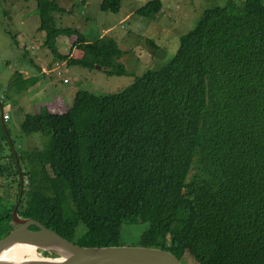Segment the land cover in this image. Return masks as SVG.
I'll use <instances>...</instances> for the list:
<instances>
[{
  "label": "trees",
  "instance_id": "16d2710c",
  "mask_svg": "<svg viewBox=\"0 0 264 264\" xmlns=\"http://www.w3.org/2000/svg\"><path fill=\"white\" fill-rule=\"evenodd\" d=\"M120 8L102 0L104 11ZM161 8L148 0L136 13L158 20ZM35 9L54 61L128 74L115 38L57 26L56 0H35ZM60 36L74 38L77 57L59 51ZM23 117L21 131L47 141L19 150L0 117L19 187L13 202L0 195V238L19 225L17 205L82 246L134 237L182 262L264 264L263 0L206 8L165 64L120 91L78 89L64 112Z\"/></svg>",
  "mask_w": 264,
  "mask_h": 264
},
{
  "label": "rangeland",
  "instance_id": "374dc122",
  "mask_svg": "<svg viewBox=\"0 0 264 264\" xmlns=\"http://www.w3.org/2000/svg\"><path fill=\"white\" fill-rule=\"evenodd\" d=\"M56 1L63 10L52 13L55 24L77 28L89 39L103 35L115 38L124 52L120 62L128 74H108L105 68L89 69L61 60L50 62L53 56L44 45L45 33L37 29L35 0H0V96H4L3 112L9 114L5 125L19 150L42 147L47 141L37 133L27 135L21 131L24 114H37L43 108L48 112H64L71 106L78 89L95 94L124 89L146 70L165 64L176 53L180 37L195 26L202 12L225 0H161L158 20L136 13L148 0H121L118 12L102 10V0ZM149 39L157 48L149 44ZM73 40V37L60 36L56 46L60 52L77 57L82 50L71 48ZM40 67H44L42 73ZM53 67L55 69L50 70ZM12 143L0 142V164L3 165L0 195L11 194L9 198L13 202L19 187L18 174L11 163ZM124 244L140 245L134 237ZM37 251L41 255L49 253L42 249ZM183 263L195 264L185 258Z\"/></svg>",
  "mask_w": 264,
  "mask_h": 264
},
{
  "label": "water",
  "instance_id": "95a60500",
  "mask_svg": "<svg viewBox=\"0 0 264 264\" xmlns=\"http://www.w3.org/2000/svg\"><path fill=\"white\" fill-rule=\"evenodd\" d=\"M1 119L4 124L2 108ZM20 181L21 196L22 177ZM12 217L19 225L0 238V264H184L175 254L152 246L78 245L37 220L20 216L17 205ZM32 225L38 228L31 229ZM25 242L35 245L36 251L42 249L49 254L37 253L35 257L21 255L18 245Z\"/></svg>",
  "mask_w": 264,
  "mask_h": 264
},
{
  "label": "bare ground",
  "instance_id": "6f19581e",
  "mask_svg": "<svg viewBox=\"0 0 264 264\" xmlns=\"http://www.w3.org/2000/svg\"><path fill=\"white\" fill-rule=\"evenodd\" d=\"M19 254L21 255H30L31 257H35L37 255V251L35 245L29 243H23V245H18ZM12 254H15L13 252Z\"/></svg>",
  "mask_w": 264,
  "mask_h": 264
},
{
  "label": "built area",
  "instance_id": "2783aa9c",
  "mask_svg": "<svg viewBox=\"0 0 264 264\" xmlns=\"http://www.w3.org/2000/svg\"><path fill=\"white\" fill-rule=\"evenodd\" d=\"M55 65H56V67H57L58 62H56ZM53 69H55V67L51 68L50 70H53ZM49 72H50V71H49ZM49 72H48V73H49ZM1 101H3V96H0V102H1ZM3 118H4V120L9 119V114L6 113V112H3Z\"/></svg>",
  "mask_w": 264,
  "mask_h": 264
},
{
  "label": "crops",
  "instance_id": "0c3cea01",
  "mask_svg": "<svg viewBox=\"0 0 264 264\" xmlns=\"http://www.w3.org/2000/svg\"><path fill=\"white\" fill-rule=\"evenodd\" d=\"M52 60H53V59H51L50 62H52ZM53 61H54V60H53ZM37 67H38V66H37ZM37 67H36V68H37ZM38 68H39V67H38ZM43 71H44V67H42V68L40 67V72L42 73ZM44 82H45L46 84H48V81H47V80H44ZM61 103H62V102H61ZM66 110H67V109H66ZM51 112H52V111H51ZM57 113H58V112H57ZM59 113H61V112H59Z\"/></svg>",
  "mask_w": 264,
  "mask_h": 264
}]
</instances>
